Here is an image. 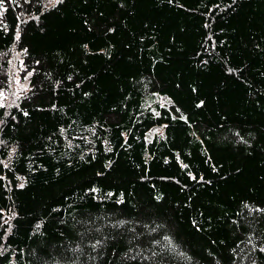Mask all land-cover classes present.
Instances as JSON below:
<instances>
[{"label": "trees", "instance_id": "1", "mask_svg": "<svg viewBox=\"0 0 264 264\" xmlns=\"http://www.w3.org/2000/svg\"><path fill=\"white\" fill-rule=\"evenodd\" d=\"M13 50L0 264H264V0H3Z\"/></svg>", "mask_w": 264, "mask_h": 264}, {"label": "rangeland", "instance_id": "2", "mask_svg": "<svg viewBox=\"0 0 264 264\" xmlns=\"http://www.w3.org/2000/svg\"><path fill=\"white\" fill-rule=\"evenodd\" d=\"M56 0H52L55 2ZM29 73L24 69L22 63L21 54L13 50L10 58H9V66H8V79L9 85L6 89L0 90V104L3 106L11 107L14 105L18 98L27 90L28 88V78ZM159 133L157 129H152L148 132L149 139L155 133Z\"/></svg>", "mask_w": 264, "mask_h": 264}, {"label": "snow or ice", "instance_id": "3", "mask_svg": "<svg viewBox=\"0 0 264 264\" xmlns=\"http://www.w3.org/2000/svg\"><path fill=\"white\" fill-rule=\"evenodd\" d=\"M2 6H3V0H0V7H2ZM17 39H19V35H17ZM29 75H31V73H29ZM0 95H3V94L0 93ZM25 114H27V113H25ZM97 244H99V241H97ZM94 247H95V245H94ZM262 251H264V249H262Z\"/></svg>", "mask_w": 264, "mask_h": 264}, {"label": "bare ground", "instance_id": "4", "mask_svg": "<svg viewBox=\"0 0 264 264\" xmlns=\"http://www.w3.org/2000/svg\"><path fill=\"white\" fill-rule=\"evenodd\" d=\"M1 105V104H0Z\"/></svg>", "mask_w": 264, "mask_h": 264}]
</instances>
